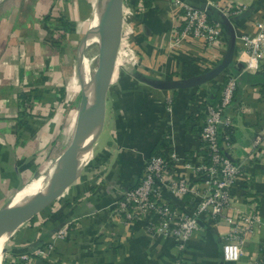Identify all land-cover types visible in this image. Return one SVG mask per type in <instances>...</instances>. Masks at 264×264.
Segmentation results:
<instances>
[{
	"label": "crops",
	"instance_id": "0c3cea01",
	"mask_svg": "<svg viewBox=\"0 0 264 264\" xmlns=\"http://www.w3.org/2000/svg\"><path fill=\"white\" fill-rule=\"evenodd\" d=\"M182 1L215 10L222 17L214 18L222 31L219 40L211 48L202 39L191 37L174 43L179 11L170 0H155L154 9L139 10L136 25L142 34L135 42L139 50L125 56L127 68L120 70L119 76L114 70L104 123L80 161L78 179L26 226L14 231L7 264H254L264 258V53L248 67L243 41L244 36L253 37L264 30V0ZM132 5L123 4L120 50L126 16L135 12ZM12 11L0 21V188H7L11 197L40 168H55L62 153L60 134L65 140L76 124L84 74L77 57L68 62L72 64L68 83L61 73L59 83L55 82L60 64L67 61L48 26H63L76 41L74 23L62 17L52 20L51 6L46 14H32L35 21L28 24H19L20 11ZM222 11L235 14L227 18ZM43 32L46 37L41 36ZM231 32L232 62L216 78L175 89L143 81L183 83L205 76L224 58ZM232 73L237 74L238 84L222 151L240 165L242 173L234 184L233 208L228 215L237 220L255 213L262 226L244 237L239 260L226 262L222 247L231 224L201 218L199 229L180 249L175 236L150 232L146 220L125 223L113 219L112 208L121 194L140 180L148 157L154 154L167 156L166 183L179 178L193 182L205 106L219 99L220 82ZM75 76L80 91L72 86L68 91ZM26 95L37 102L21 105L20 98ZM162 191L172 207L194 205L191 195L178 198L167 186H162ZM59 229L65 234L56 240ZM52 243L51 252L34 254ZM24 255L27 258L20 260Z\"/></svg>",
	"mask_w": 264,
	"mask_h": 264
},
{
	"label": "built area",
	"instance_id": "2783aa9c",
	"mask_svg": "<svg viewBox=\"0 0 264 264\" xmlns=\"http://www.w3.org/2000/svg\"><path fill=\"white\" fill-rule=\"evenodd\" d=\"M127 1L130 0H124V3ZM136 1L139 8L143 9V1ZM170 4L179 11V26L172 38L174 43L179 44L182 39L191 37L202 39L209 48L216 44L222 31L216 22L209 19L208 8H198L182 0H170ZM222 14L229 18L235 13L222 11ZM243 41L250 67L264 53V30L261 28L253 37L244 36ZM237 81L238 77L229 76L222 86L219 99L205 106L199 133V159L193 182L179 178L166 183L165 174L169 167L167 156L151 155L143 167L140 180L124 191L113 204V219L117 217L125 223L146 220L150 232L156 234L158 231L175 236L180 249H184L185 243L199 229L198 221L201 218L231 224L227 242L222 247L223 259L226 262L239 260L244 237L260 228L262 221L255 213L243 214L237 220L228 215V210L233 208V187L242 173L240 165L222 151V144L228 140L227 129L231 126L228 112L237 89ZM33 101L28 97L25 103ZM162 186H167L168 191L178 198L193 196L194 205L170 206L165 202ZM64 234L65 231L59 229L54 239H62ZM53 247L54 244H49L42 252L36 250L34 254H47ZM26 258L25 255L20 256V260ZM254 264H264V258Z\"/></svg>",
	"mask_w": 264,
	"mask_h": 264
},
{
	"label": "water",
	"instance_id": "95a60500",
	"mask_svg": "<svg viewBox=\"0 0 264 264\" xmlns=\"http://www.w3.org/2000/svg\"><path fill=\"white\" fill-rule=\"evenodd\" d=\"M124 0H103L100 13L99 34L102 40L100 54L95 69L89 79L82 74L81 98L78 105L76 124L70 143L60 154L53 177L47 187L27 197L18 204H13L16 195L8 198L0 207V237H2L15 222L29 221L40 210L57 199L79 177L80 161L87 155L90 148L100 134L105 116V105L110 82L116 68L117 54L121 43L123 25ZM90 32L84 36L88 40ZM227 52L213 70L205 76L189 82H168L158 84L150 80H143L146 84L163 89L188 88L206 83L216 78L227 69L232 62L234 52V34ZM18 227V226H17Z\"/></svg>",
	"mask_w": 264,
	"mask_h": 264
},
{
	"label": "rangeland",
	"instance_id": "374dc122",
	"mask_svg": "<svg viewBox=\"0 0 264 264\" xmlns=\"http://www.w3.org/2000/svg\"><path fill=\"white\" fill-rule=\"evenodd\" d=\"M98 2L99 0H1L0 1V21L1 19L7 16V12H9L10 10L12 11V9L14 10V8H16L18 12L20 11L19 17L22 21L21 22L18 19V23L28 24L30 22L35 21V20H32L33 19L32 17L30 18L32 14H36V13H39V15L46 14L48 8L51 6L52 14L54 16L52 20L59 19V17H62L64 18L63 21L65 20L67 22L74 23L76 32L78 31V37L75 38L76 39L75 41L74 39L72 40L71 35L67 33L66 29L65 28L63 29V26L56 24V23L51 26H48V28H50L51 30V33H53L54 35L55 41L58 42L57 47L60 48L59 50L62 49V52L60 53H62L63 58L65 59V61H67V62H62V64H60L59 70L55 73V82L59 83L57 81H59L58 77L61 73L62 76H64L66 83H68V78L71 76V72H72V69H71L72 64L70 65L68 62L72 61V59H75L77 57H78V61H79L78 63L80 66L79 68L84 73L83 74L84 79L87 80L91 77L94 67L97 64V60L100 54V45L90 44L86 46L85 43L83 42H84V36H86V34L91 31V24L97 18L96 16L97 14H95L96 13L95 11H96ZM130 4L131 3L128 2L127 4L126 2L127 6ZM133 6L135 9V12L131 15L126 16V19H125L123 41H122L119 59L117 62L118 64L116 65V70H115L116 76H119V74L117 73L120 72V70L123 71L124 69L127 68V67L124 68V63H123L126 58L125 56L132 55L133 53H135L136 50H139L135 42L138 41L140 38L138 37L140 30L138 29V26L136 25V23H137V17H138L139 10L141 9L139 8L137 4L132 5L131 8H133ZM15 10L12 11V13H14ZM33 26L34 25L32 24V27ZM23 27H25V25H23ZM29 33L30 32L28 30L27 34ZM141 34L142 33H140V35ZM43 35L45 36L44 32L42 33L41 36ZM81 39H82V42H81ZM68 86H69L68 91H70L71 86L73 87V89L78 88L80 91L78 77H76L73 80V82L71 80ZM68 101H69V98H68ZM36 102L37 101H33V103H36ZM29 105H30L29 103H26L27 107H29ZM72 127L65 140H63V137L60 134L61 140H62L61 143H63V145L61 144L62 147L60 146L62 152L67 147V145L70 143L71 137L73 135V128H74ZM48 169L49 167L40 168V172L36 176L46 175L47 174L46 170ZM24 187L19 189L17 193L23 190ZM0 189L2 190L1 191L2 194L0 193V207H1V205L5 202L4 198L6 199L10 198L11 194L10 195L8 194L7 188L2 187ZM29 221L20 223L17 229L24 226V224L26 226L27 222ZM13 239L14 237H12V235L9 236L6 244L4 245V248L2 250L1 264H7L8 256L10 252V246H11V242L13 241Z\"/></svg>",
	"mask_w": 264,
	"mask_h": 264
},
{
	"label": "bare ground",
	"instance_id": "6f19581e",
	"mask_svg": "<svg viewBox=\"0 0 264 264\" xmlns=\"http://www.w3.org/2000/svg\"><path fill=\"white\" fill-rule=\"evenodd\" d=\"M102 1L103 0H99V2L97 4V8H96V11H95L96 12L95 14H97L96 15L97 18L91 24L90 35H89L88 40L85 43L86 46L90 45V44H99L100 47L102 46V40H101L100 34H99V32H100L99 31V28H100V13H101V8H102ZM94 69H95V67H94ZM85 156H83L82 158H84ZM54 170H55L54 167H51L48 170H46L47 171L46 175H40V176H36V177L32 178L26 184V186L23 188V190H21L20 192H18L16 194V196H15V198L13 200V204H18L21 201H23L24 199H26L27 197H30L33 194L37 193V192L43 191L47 187L49 182L51 181V179L53 177V174H54ZM18 225H19V222L13 223L11 228L2 237H0V264H1L2 250L4 248V245L6 244L9 236H11L14 233V231L17 229Z\"/></svg>",
	"mask_w": 264,
	"mask_h": 264
},
{
	"label": "trees",
	"instance_id": "16d2710c",
	"mask_svg": "<svg viewBox=\"0 0 264 264\" xmlns=\"http://www.w3.org/2000/svg\"><path fill=\"white\" fill-rule=\"evenodd\" d=\"M143 1V8L144 9H154V2H155V0H142ZM130 3H131V5L133 4H137L138 5V2L136 1V0H130ZM208 16H209V19H211L212 21H214L215 22V20H214V18H216V19H221L222 17L220 16V15H218L217 16V13L215 12V10H209L208 11ZM219 17V18H218ZM232 20H233V18H232ZM231 20V21H232ZM237 74H235V73H232V74H229L227 77H224L222 80H221V85H220V88L222 89V86H223V84L226 82V80L228 79V77L229 76H236ZM28 97H30V96H28V95H26V96H22L21 98H20V104L21 105H23L24 103H25V100L27 101L28 100ZM33 98V97H32Z\"/></svg>",
	"mask_w": 264,
	"mask_h": 264
}]
</instances>
